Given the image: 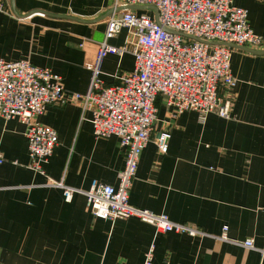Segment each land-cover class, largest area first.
Segmentation results:
<instances>
[{
	"label": "crops",
	"instance_id": "1",
	"mask_svg": "<svg viewBox=\"0 0 264 264\" xmlns=\"http://www.w3.org/2000/svg\"><path fill=\"white\" fill-rule=\"evenodd\" d=\"M0 59L28 61L61 79L65 95L84 94L90 66L104 41L106 20L124 11L155 18L125 0H4ZM264 39V0H234ZM122 29L106 41L121 47ZM233 48L236 86L229 119L209 114L200 124L186 111L173 117L162 100L128 194L130 206L164 214L202 236L165 233L136 218L94 217L77 193L63 200L61 184L88 191L91 181L116 186L124 162L116 137L95 139L80 101L48 106L34 122L56 132L44 174L29 166L26 125L0 118V264H264V55ZM252 50V49H249ZM133 56L109 55L101 64L106 86L133 70ZM170 134L166 154L156 136ZM225 230V240L220 237ZM251 240L253 249L243 246Z\"/></svg>",
	"mask_w": 264,
	"mask_h": 264
},
{
	"label": "built area",
	"instance_id": "2",
	"mask_svg": "<svg viewBox=\"0 0 264 264\" xmlns=\"http://www.w3.org/2000/svg\"><path fill=\"white\" fill-rule=\"evenodd\" d=\"M131 7L155 9V18L133 11L106 20L104 41L98 45L90 66V79L84 94L67 98L61 79L49 69L28 61L0 59V118L18 119L26 125L25 140L29 169L44 174V165L57 145L56 132L34 122L48 106L68 100L80 101L91 115L95 139L116 137L123 155V168L117 185L91 181L88 191L57 184L63 200L70 203L75 194L86 198V207L96 218L108 221L136 218L159 231L190 237L202 236L187 225L173 224L164 214L132 207L128 194L135 179L138 160L157 120L158 100L171 109L173 117L186 111L197 114L200 124L209 114L230 118L231 95L236 86L230 72L233 48L264 51V39L253 33L247 12L234 0H125ZM0 12H7L0 0ZM125 29L131 36L121 47L106 43ZM130 53L133 70L106 86L101 79V64L109 55ZM170 134L159 133L155 143L161 154L167 153ZM3 162L0 157V164ZM225 230L220 237L225 240ZM243 246L253 249V242ZM152 247L143 264H152Z\"/></svg>",
	"mask_w": 264,
	"mask_h": 264
},
{
	"label": "water",
	"instance_id": "3",
	"mask_svg": "<svg viewBox=\"0 0 264 264\" xmlns=\"http://www.w3.org/2000/svg\"><path fill=\"white\" fill-rule=\"evenodd\" d=\"M148 9H152L154 12H155V14H156V11H155V9H153V8H150V7H148ZM155 19H156V17H155ZM229 47H231V48H235L236 46H233V45H228ZM239 48H242V47H239ZM249 53H252V54H254V55H264V51H255V50H249V49H246Z\"/></svg>",
	"mask_w": 264,
	"mask_h": 264
}]
</instances>
